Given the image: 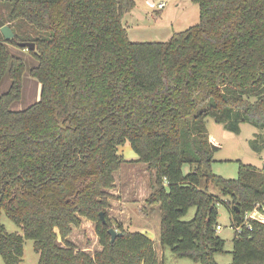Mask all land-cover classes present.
I'll return each instance as SVG.
<instances>
[{"label":"trees","instance_id":"1","mask_svg":"<svg viewBox=\"0 0 264 264\" xmlns=\"http://www.w3.org/2000/svg\"><path fill=\"white\" fill-rule=\"evenodd\" d=\"M198 24L167 42H132L124 25L136 0H3L0 19V255L22 264L33 240L39 264H161L146 234L117 225L112 242L110 191L126 162L153 171L150 206L162 213L161 245L179 258L217 264L225 252L217 232L218 198H230L237 223L264 202V169L240 164L238 178L212 173L221 145L206 119L235 134L241 124L264 129V0H194ZM34 43L35 50L19 47ZM27 50L38 65L30 75L41 100L24 111L25 61L7 45ZM63 123V126H61ZM189 166L190 172L184 173ZM193 207L190 222L183 217ZM105 214L104 224L100 214ZM6 217L23 230L8 233ZM95 222L102 247L94 255L69 240L81 219ZM233 264H264V225L235 236Z\"/></svg>","mask_w":264,"mask_h":264},{"label":"rangeland","instance_id":"2","mask_svg":"<svg viewBox=\"0 0 264 264\" xmlns=\"http://www.w3.org/2000/svg\"><path fill=\"white\" fill-rule=\"evenodd\" d=\"M151 1L136 0L137 6L131 12L134 18L127 15L124 19L132 42H167L174 33L185 31L199 22V7L194 0ZM163 3L166 7L160 9L159 5ZM7 47L12 56L21 57L27 65L23 77L22 99L11 106L12 111H24L41 100L42 85L30 75V70L38 65V61L27 50L10 44ZM10 86L11 81L6 76L1 84L0 95L7 93ZM206 125L209 136L221 145V149L214 155V175L226 180H235L238 178L240 164L257 170L264 169V129L244 123L241 124V133L235 134L228 131L224 124L216 123L212 117L206 119ZM120 152L126 162L115 176V188L109 192L112 198L108 217L113 222L112 228L118 231L117 225H121L126 231L146 234L154 241L161 264H201L188 258H179L171 248L161 245L160 207L150 206L146 202L152 193L153 174L146 165L134 162L138 156L129 143L120 147ZM189 172L190 167L185 166L184 173ZM209 192L218 198V224L222 230L217 232L225 240V252L216 254L214 259L217 264H233L236 234L232 228L233 218L229 207L233 204L230 198L221 195L213 185L209 186ZM196 212V207L191 208L182 220L192 221ZM1 223L8 233L23 235L22 228L9 220L5 214L1 217ZM96 227L95 222L82 218L80 227L73 228L69 240L78 250L94 255L102 250ZM23 248L22 264H39L40 257L34 249V241L25 239ZM0 264H5L1 255Z\"/></svg>","mask_w":264,"mask_h":264},{"label":"built area","instance_id":"3","mask_svg":"<svg viewBox=\"0 0 264 264\" xmlns=\"http://www.w3.org/2000/svg\"><path fill=\"white\" fill-rule=\"evenodd\" d=\"M165 4H160L159 8H164ZM258 223L260 225H264V202L258 204L252 211L247 212L241 223H237L236 221L232 220V228L235 231L237 236H240L243 233L244 228L248 229L249 231H253V224ZM222 230L221 226L217 227V231Z\"/></svg>","mask_w":264,"mask_h":264},{"label":"water","instance_id":"4","mask_svg":"<svg viewBox=\"0 0 264 264\" xmlns=\"http://www.w3.org/2000/svg\"><path fill=\"white\" fill-rule=\"evenodd\" d=\"M0 31H1L3 37L6 41H11L12 39L15 38V34L13 33L12 29L8 25H6L5 22L2 21L1 19H0ZM19 47L25 48L29 51L35 50V44L34 43H20ZM61 126H63V123H61ZM100 216H101L103 223L107 224V221L105 220V214L101 213ZM109 234L112 237V242H114L117 237L122 236V233L118 232L117 230H115L113 228L109 230Z\"/></svg>","mask_w":264,"mask_h":264},{"label":"crops","instance_id":"5","mask_svg":"<svg viewBox=\"0 0 264 264\" xmlns=\"http://www.w3.org/2000/svg\"><path fill=\"white\" fill-rule=\"evenodd\" d=\"M136 6H137V2H136ZM164 7H166V5H165ZM130 14H131V13H130ZM130 14H128V16H130L131 18H134L133 15H132V14L130 15ZM125 18H126V17H125ZM124 25H125V24H124ZM143 165H144V164H143ZM146 167H147V166H146ZM150 172H151V174L153 173V171H150Z\"/></svg>","mask_w":264,"mask_h":264}]
</instances>
